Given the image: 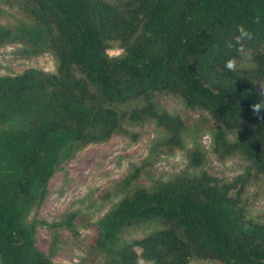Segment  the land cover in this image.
Here are the masks:
<instances>
[{
  "label": "trees",
  "instance_id": "16d2710c",
  "mask_svg": "<svg viewBox=\"0 0 264 264\" xmlns=\"http://www.w3.org/2000/svg\"><path fill=\"white\" fill-rule=\"evenodd\" d=\"M5 1L22 22L0 21V48L48 53L57 67L0 77V264H58L36 247V225L25 223L49 179L75 152L146 121L162 132L158 147L185 151L186 170L133 187L95 223L76 213L40 222L52 246L60 230L74 234L80 223L94 232L92 256L110 264H264V219L250 218L243 198L264 175V96L256 89L264 82V0ZM113 45L121 55L108 54ZM230 59L235 70L226 68ZM157 95L202 113L196 129L160 108ZM200 125L212 155L247 162L242 174L224 182L201 170L208 151ZM140 172L120 182L121 192ZM147 224L158 228L122 240L125 229Z\"/></svg>",
  "mask_w": 264,
  "mask_h": 264
},
{
  "label": "rangeland",
  "instance_id": "374dc122",
  "mask_svg": "<svg viewBox=\"0 0 264 264\" xmlns=\"http://www.w3.org/2000/svg\"><path fill=\"white\" fill-rule=\"evenodd\" d=\"M0 21L3 24L18 25L22 22L16 7H10L0 0ZM20 44H7L0 48V77L15 76L26 69L34 68L45 72H55L56 59L44 53L38 56L21 54ZM112 57L122 54L116 45L108 51ZM264 96V82L256 86ZM155 101L160 108L179 114L191 131L196 129L200 112L185 109L178 98L157 95ZM207 117L206 113H203ZM198 137L208 151V159L201 170L221 181L230 182L247 169V162L239 155L219 160L212 155L208 126L200 125ZM127 135L115 134L108 141L89 145L65 160L49 179L43 197L31 209L25 219L26 225H36L35 245L45 255L58 264H110L103 254L92 256L89 245L94 236L91 229L83 224L75 226L76 233L60 230L57 241L52 246L54 234L40 222L52 224L69 213L84 216L92 223L100 220L133 187L150 188L154 181H167L186 170L185 151L165 152L157 146L162 132L154 122L126 126ZM230 140L236 134H228ZM187 139V148L191 147ZM140 168V176L131 188L121 192L119 184ZM197 173V172H196ZM244 200L250 218L264 219V175L252 182L245 190ZM158 227L153 224L133 226L122 232L124 242L142 238ZM140 264H144L140 261ZM189 264H219L217 262L195 260Z\"/></svg>",
  "mask_w": 264,
  "mask_h": 264
},
{
  "label": "clouds",
  "instance_id": "9594fccd",
  "mask_svg": "<svg viewBox=\"0 0 264 264\" xmlns=\"http://www.w3.org/2000/svg\"><path fill=\"white\" fill-rule=\"evenodd\" d=\"M256 22L257 23L259 22V18L258 17L256 19ZM226 68L229 69V70H235V68H236V61H235V59L228 60L227 63H226ZM253 110L254 111H259V106L258 105H254L253 106Z\"/></svg>",
  "mask_w": 264,
  "mask_h": 264
}]
</instances>
